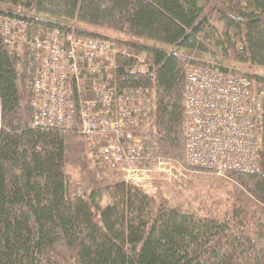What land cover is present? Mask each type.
I'll return each instance as SVG.
<instances>
[{
	"label": "trees",
	"instance_id": "trees-1",
	"mask_svg": "<svg viewBox=\"0 0 264 264\" xmlns=\"http://www.w3.org/2000/svg\"><path fill=\"white\" fill-rule=\"evenodd\" d=\"M0 17L27 22L31 42L54 30L94 37L68 26L77 23L166 46L116 42L149 68L132 74L135 62L117 57L111 87L150 89L131 132L176 163L185 161V70L222 61L264 68V0H0ZM37 66L29 44L12 52L0 33V264H264V76L246 75L263 92L259 170L195 185L192 212L91 166L74 132L33 127ZM218 189L225 203L214 197L206 207Z\"/></svg>",
	"mask_w": 264,
	"mask_h": 264
},
{
	"label": "built area",
	"instance_id": "built-area-1",
	"mask_svg": "<svg viewBox=\"0 0 264 264\" xmlns=\"http://www.w3.org/2000/svg\"><path fill=\"white\" fill-rule=\"evenodd\" d=\"M29 24L0 17V33L10 51L29 44L37 58L33 82L32 126L95 136L100 163L110 170L124 164L131 179L124 184L143 190L150 164L165 170L170 163L155 156L131 129L142 124V91L111 87L117 57L135 63L132 74L146 75L145 56L118 49L104 37L63 34L57 30L29 38ZM183 92L184 165L226 177L229 172L259 170L262 145V96L243 75L220 66H189ZM93 138V137H92ZM173 162V161H172ZM136 164H140L137 168ZM142 180V183H141Z\"/></svg>",
	"mask_w": 264,
	"mask_h": 264
},
{
	"label": "rangeland",
	"instance_id": "rangeland-1",
	"mask_svg": "<svg viewBox=\"0 0 264 264\" xmlns=\"http://www.w3.org/2000/svg\"><path fill=\"white\" fill-rule=\"evenodd\" d=\"M68 26H71L72 29H79L83 30L88 34H93L94 37H104L107 38L111 41L114 42H119V43H128V44H133V45H138V46H144L148 48H154L162 51H167L168 48L162 44L155 43L152 41H147L143 39H135L131 38L128 35L117 33L114 31L98 28V27H93L89 26L86 24H68ZM221 65L224 67H227L228 70L238 72V75H257V76H264V68H259L255 66H249V65H244V64H235V63H229L227 61H222ZM141 91V90H140ZM146 94H150V89H144L142 93L140 92L137 94V97H139V108L142 111H146L147 107L146 105L144 106V100L142 97H144ZM148 97V96H147ZM75 136H80L85 142H86V154L87 158L89 161H91V166H95L98 169L101 170H106L109 172L115 173V180L118 182H123L128 179H131L130 176L126 173L124 170V164L118 165L116 167V171L110 170L106 165L104 164H99V158H98V151L96 148H92L94 146V142L97 144L96 139L94 138L95 136L88 137L85 135H78L76 133H73ZM93 137V138H92ZM95 162L94 163H92ZM170 161L168 163L169 165L165 167V170H162V165L161 166H154V164H150V168L154 170H150L144 177L147 179V184L146 187H144L143 191L149 193L151 196H157L156 193L161 192L163 195L170 200V203L175 206L182 204L185 207V210H189L192 212H197L198 204L199 202H195L194 199V194L196 192L195 185L196 186H209L212 184V180L216 178H220L216 175L213 176L211 173L207 172H201L196 169H189L186 168L184 163H176L172 162V160H167ZM98 162V164L96 163ZM140 164H136V167L138 168ZM69 174H72L73 179H76L78 175L72 171H68ZM142 183V180H141ZM190 184H193V187H191ZM160 188V189H157ZM205 188V187H204ZM223 189V188H222ZM222 189H218L217 191H211V197L210 199H205L207 201L206 207L209 206L211 203L212 199L222 201V203H225V196L226 192ZM158 190V191H157ZM161 190V191H159ZM172 190V191H171ZM175 191V192H173ZM204 192V191H202ZM200 192V193H202ZM205 194V193H202ZM207 196H204L206 198ZM212 198V199H211ZM193 202H195L193 204ZM205 205V204H204ZM223 206L219 208V212H223ZM199 216H204L202 211L198 212Z\"/></svg>",
	"mask_w": 264,
	"mask_h": 264
}]
</instances>
